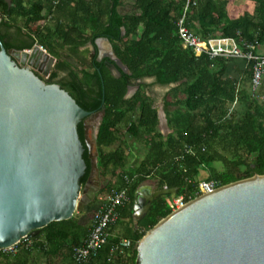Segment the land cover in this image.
Listing matches in <instances>:
<instances>
[{
    "label": "trees",
    "instance_id": "obj_1",
    "mask_svg": "<svg viewBox=\"0 0 264 264\" xmlns=\"http://www.w3.org/2000/svg\"><path fill=\"white\" fill-rule=\"evenodd\" d=\"M243 1L249 8L234 14L231 0H197L188 9L187 0H12L11 6L0 0V47L30 49L39 43L59 60L49 82L59 83L86 110L105 108L96 136L98 194L126 189L129 195L107 244L89 261L78 262L74 249L84 243L92 221L73 216L0 250V264H139V241L173 211L174 198H195L202 181L225 185L264 174V84L253 91L254 62L198 55L179 33L186 13V26L202 38H235L245 51L255 44L253 53L264 54V0ZM39 21L44 22L34 25ZM100 37L110 39L131 73L109 57L98 59ZM89 43L96 47L92 64L90 49L82 50ZM130 85L138 88L127 97ZM156 86L167 88L162 104L168 134L160 128ZM134 149L144 156L133 161ZM84 158L88 168L81 185L92 171L88 148ZM148 180L177 193L155 198L135 224V194ZM122 238L132 240L131 248L112 256Z\"/></svg>",
    "mask_w": 264,
    "mask_h": 264
},
{
    "label": "water",
    "instance_id": "obj_2",
    "mask_svg": "<svg viewBox=\"0 0 264 264\" xmlns=\"http://www.w3.org/2000/svg\"><path fill=\"white\" fill-rule=\"evenodd\" d=\"M5 1L12 5V0ZM90 45L93 57L96 47ZM96 46L99 60L109 57L131 73L108 37L98 38ZM58 61L39 43L30 49L0 47V250L13 248L54 221L70 219L94 198L80 180L88 168L86 148L92 166L89 181L98 169V129L91 140V128L85 126L83 141L79 124L99 118L98 128L106 110H86L59 83L45 79ZM113 71L121 75L115 66ZM137 88L130 85L127 97ZM159 112L162 123L166 113L163 107ZM173 193L176 188L140 186L135 224L148 214L155 198ZM138 260L264 264V174L221 185L173 210L139 241Z\"/></svg>",
    "mask_w": 264,
    "mask_h": 264
},
{
    "label": "built area",
    "instance_id": "obj_3",
    "mask_svg": "<svg viewBox=\"0 0 264 264\" xmlns=\"http://www.w3.org/2000/svg\"><path fill=\"white\" fill-rule=\"evenodd\" d=\"M197 0H187V9L191 5H196ZM186 13L179 21V33L185 47H193L198 55L208 53L211 57L225 56L227 58L247 59L254 62V75L252 78L253 91H257L264 84V54L257 55L252 49L255 44H247L250 48L245 51L240 41L231 37H217L204 39L200 35L192 32L185 24ZM43 47V46H42ZM221 185L219 182L202 181L199 184L197 196L213 192ZM96 210L91 221L90 232L84 243L74 249V258L78 262H87L97 256L101 247L107 244L110 238V229L119 218V208L129 202V195L126 189L114 191L108 194H99ZM189 200L184 196H179L171 202L172 210L185 205ZM132 246L130 238H122L112 248V256L125 253Z\"/></svg>",
    "mask_w": 264,
    "mask_h": 264
},
{
    "label": "rangeland",
    "instance_id": "obj_4",
    "mask_svg": "<svg viewBox=\"0 0 264 264\" xmlns=\"http://www.w3.org/2000/svg\"><path fill=\"white\" fill-rule=\"evenodd\" d=\"M130 2H133V0H130ZM130 2L126 5V9H130ZM231 9H232V12L234 14H238V13H241L243 12L244 10L248 9L249 6L246 5L244 3L243 0H231ZM44 21H39L38 23H34V25H37V24H41L43 23ZM108 46V47H107ZM103 47H107L110 48L109 44L108 43H105L103 45ZM263 50H261V52H264V47L262 48ZM49 52V51H48ZM58 63V62H57ZM56 63V64H57ZM56 64L55 66L53 67L51 73L54 71V69H56ZM51 75V74H50ZM49 75V76H50ZM65 75V72L64 71H61L60 72V76H63ZM49 76H47L46 78H48ZM148 82H152V79H147ZM156 91L159 93V97L157 99V105L159 108L162 107V103H163V95L164 93L167 91V88L166 87H161V86H156L155 87ZM100 122V119L98 118L96 121H95V127L93 129H90L89 130V139L93 140L96 136V132H97V125L98 123ZM160 128L162 129V127L160 126ZM165 133H167V131H165ZM136 148V147H135ZM144 154H143V151L142 153H139L136 149H134V154H133V157H132V160L135 161V160H138L137 158L138 157H143ZM95 175V178H97V180L99 181L100 180V173H99V170L97 169L96 173L94 174ZM104 185H106V181L104 182ZM141 186H148V187H151L152 190H155L157 189V186H156V181L155 180H148L146 182H144ZM99 193V192H98ZM97 193L96 195V198H95V202H93L92 204L90 203V205L88 204V206H86L83 210H80V211H77L75 216H77L78 218H80V220L82 221H88V220H91L92 218V215L94 213V211L96 210V207H97V202H98V196L99 194ZM101 194V193H100Z\"/></svg>",
    "mask_w": 264,
    "mask_h": 264
},
{
    "label": "flooded vegetation",
    "instance_id": "obj_5",
    "mask_svg": "<svg viewBox=\"0 0 264 264\" xmlns=\"http://www.w3.org/2000/svg\"><path fill=\"white\" fill-rule=\"evenodd\" d=\"M1 14V13H0ZM2 31L3 32H8V29L5 27V26H2ZM8 49H10V48H8ZM97 50H98V53H97V55L99 56V48L97 47ZM91 54H92V51L90 50V52H89V55H88V63H90V64H92V60H93V58L95 57V55H96V53H95V55L93 56V57H91ZM105 58V57H104ZM111 67H112V69H113V65H111ZM49 78V77H48ZM48 78H45L48 82H49V80H48ZM59 78H56V80H58ZM51 83H54V82H51ZM96 121V120H95ZM95 122H90L89 120H85L84 121V127L85 126H88L87 128H91V129H93L94 127H95ZM86 128V127H85ZM90 177H91V173H90ZM89 177V178H90ZM88 184V191L90 192V193H95L94 194V198H93V200L91 201V204L93 203V202H95V198H96V195H97V193L99 192V190H100V188H101V184H100V180L98 181L97 180V178H95V175L93 174V176H92V178L90 179V181H89V179L87 180V182H86V184H84L83 185V188L86 186ZM88 192V193H89ZM90 205V204H89ZM88 206V205H87Z\"/></svg>",
    "mask_w": 264,
    "mask_h": 264
},
{
    "label": "crops",
    "instance_id": "obj_6",
    "mask_svg": "<svg viewBox=\"0 0 264 264\" xmlns=\"http://www.w3.org/2000/svg\"><path fill=\"white\" fill-rule=\"evenodd\" d=\"M105 43H103V45H104ZM108 47V46H107ZM107 47H105V48H107ZM86 48H89L90 50L92 49V47H91V45H90V43L89 44H87L86 46H84L83 48H82V50L83 49H86ZM162 107H163V104H162ZM163 109H164V107H163ZM160 126L162 127V131L165 133V131H167V133H165V134H168V133H170L172 130L169 128V126H168V120H167V116H166V119H165V121H163L162 123H160Z\"/></svg>",
    "mask_w": 264,
    "mask_h": 264
},
{
    "label": "clouds",
    "instance_id": "obj_7",
    "mask_svg": "<svg viewBox=\"0 0 264 264\" xmlns=\"http://www.w3.org/2000/svg\"><path fill=\"white\" fill-rule=\"evenodd\" d=\"M42 46V45H41ZM44 48V47H43ZM45 49V48H44ZM46 78V77H45Z\"/></svg>",
    "mask_w": 264,
    "mask_h": 264
}]
</instances>
